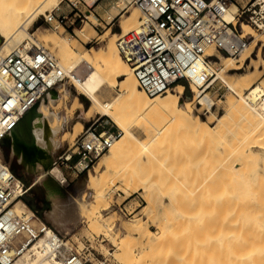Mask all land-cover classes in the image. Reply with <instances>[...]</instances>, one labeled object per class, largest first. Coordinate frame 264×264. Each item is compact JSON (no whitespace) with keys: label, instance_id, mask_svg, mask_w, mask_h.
<instances>
[{"label":"rangeland","instance_id":"rangeland-1","mask_svg":"<svg viewBox=\"0 0 264 264\" xmlns=\"http://www.w3.org/2000/svg\"><path fill=\"white\" fill-rule=\"evenodd\" d=\"M120 1L121 0L102 1L101 5L106 4L107 14L99 11V9L97 10L104 21L99 22L96 19L94 23L90 24L95 33H90L86 41H79L76 47L79 52L86 49L104 48L111 34L120 32V28L118 27L119 21L124 16L128 15L135 7L129 3L130 0H122L123 3ZM237 1L243 3L246 0ZM117 2H119V4ZM50 4L51 3L47 1L43 14L47 15L48 12H51L57 15L61 12L65 13L68 11V7H66L63 0L52 8ZM120 8L123 10H120ZM115 12L118 13L113 16ZM93 16L95 17V15ZM139 16L140 12L138 18ZM137 21L139 20L137 19ZM86 22H88V20L78 25L75 30ZM137 26L138 22L135 30ZM75 30L72 32L69 29H63V27L58 26L55 21L48 23L45 21L44 15L38 13L33 22V27L28 30V36H21L19 44L22 46L27 42V39H32L34 43L42 47L41 50L50 53L59 61L56 50L52 48L50 44V38H53L52 35H55L58 39L61 38V40H64L68 37L75 36ZM247 32L250 33V35L251 33L257 35L256 45L252 53H249V57L246 59L243 58L242 61H237L239 56L235 57L234 66H236V69L225 72L224 76L228 82L236 85V89L230 90L217 76H213L203 88H199L200 92L197 101L194 100L195 102L192 104L191 109L196 117L205 121L208 126L213 127L216 125V127L209 129L212 132L209 130L208 132L205 129V133L202 129L203 127L198 128V126H195L194 130L192 128L193 132L184 127H169L165 128L164 138L160 143L144 144L145 139H143L142 143H137L134 147L133 151L137 156L143 153L147 154L150 161L157 162V165L158 163L160 165L159 171L161 175L159 180L155 183L158 186V190L151 195V200L149 201L146 200L148 194L145 189L140 188V179L138 177L136 178L139 180L133 177L126 185H123L119 179L120 177H117L119 173H114L115 168L106 172L104 165H101V163L99 164L100 159L98 158L93 169L81 174H76L69 169L59 167L62 174L64 173L63 176L66 180L64 186H60L61 189L57 192L60 205L64 209H67L68 214L74 216L75 208L73 200L75 199V194H78L76 192L72 193L74 189L83 190L82 194L84 195L85 201L84 206L77 209L76 216L72 220L63 223H53L47 216V211L50 209L51 203L47 199L45 189L40 183L42 177L36 176L35 173L24 167V164L18 160L16 155L11 152L8 145L2 140L0 143L1 160L9 165L12 172L20 178L24 184L29 185L30 192L23 200L28 208L26 209V213L28 214L30 212L29 209L37 211L39 219L66 238L67 248L72 247V249H77L83 253L88 264H150L149 262H156L155 259L160 260L162 258L156 257L155 255L154 257L156 258L153 260L152 255L154 253H151L150 259L145 252L150 251L148 244H144L146 243V231L159 233L162 229L165 231L168 230V234L172 235V243L169 241L170 244H166L167 248L170 245L173 249L176 248L174 252H170L173 254L176 253L173 259H171L172 257L169 255L171 258L167 259L170 260L162 259L163 263L176 264L174 259L175 256L180 253L178 248H181V246L183 249L182 251L185 252H183L185 254V256H183L186 264H191V262L192 264H205V262L206 264H210L209 262L207 263L209 259L205 260V258L207 259L209 257L214 259L215 256L218 257L216 259L217 262L219 261V264L226 263V254L224 253L225 207L222 206L218 208L216 225L220 233L218 236L221 237L216 238L214 237L216 225L211 227L214 225V220L211 221L214 215L211 218L209 216L211 213L208 212L214 209L209 205V197L217 193V191L222 192L226 187L231 189V186L233 188L234 185H236L233 189L237 188L239 190H235L234 192L237 191V194L240 193L239 195L235 194V196L238 197H235V199L229 203L228 210L233 209L232 207L235 206L236 211L239 209V211L243 210L244 212L254 213L259 211L261 214L262 212L264 213V149H262L260 145H257L258 147H252L253 143H251L253 142L252 140H257L258 143L262 141V139H264V133L261 132L259 126L258 128L260 130L257 129L256 126H253L257 129H255V131L252 125L246 122L243 116L239 114L240 112H238V110V113L236 112L237 114L234 113L235 111H228L227 114H223L227 109L228 99H238L236 94L239 95L242 91L240 94L244 95L248 92L245 90V87H243V84H245V86L249 85L252 89L254 83L260 81L264 83V65L262 63L264 59V45H262L261 41H258V38H262L264 34L250 28ZM45 36L49 41L47 46L42 40L45 39ZM251 39L252 37L250 36L249 42ZM123 40L125 41H122V44L118 43V52L125 60L122 47L127 40V35ZM2 42L3 39L1 38L0 45ZM32 46L35 47V45ZM210 59L218 63L221 61L216 58ZM85 71L86 67L81 64L75 69L74 74L77 77H82ZM242 75L247 76V81L244 80V82L240 83L241 80L239 78ZM59 83H63V86L58 89L59 99L56 101L55 107H53L54 110L59 113L60 119L63 122V128L57 136L59 146L52 155L54 162L59 155L68 149L75 137L81 134L76 133L77 135L74 134V136L69 134L70 137L67 133L64 136V141H61V136L64 132L76 130L73 123L77 120L82 121L83 131L87 126L96 122L94 126L99 125V127H102L103 131L118 133L120 135V131L112 122V118L110 116H100L98 114V109L92 106L90 101L84 95H81V91L75 88L68 79L64 78L61 82L59 81ZM180 83L184 85L183 94L180 96V102L191 100L193 92H191L188 84L184 81ZM59 90H61V93ZM117 91L118 87L101 90V92H99V99L101 101L110 100ZM235 91L237 92L235 93ZM202 102H205V107L202 106ZM221 115L223 119L221 120L222 122L218 119ZM218 120L221 122V125L218 123ZM135 126H139L138 120L132 124V128L137 129ZM198 129L200 135L197 133ZM201 129L203 131L202 133ZM253 131H255V133L258 132V135H254ZM244 133L246 137L247 134H249V136L247 138L244 135L242 136ZM250 134H252L253 139L250 137ZM255 136H258L259 140L255 139ZM246 139L248 140L246 141ZM242 140L245 142L242 143L246 145H242ZM248 145L251 146V149L253 148L254 154L250 153L248 156L245 155L247 156L243 157L245 159L238 158L236 159L237 162L236 160L233 161L227 158L228 155L226 156L225 150H228L227 153L230 154L232 151L233 153L235 152V154L236 152L239 154V150L245 149ZM241 147L243 148L241 149ZM237 148L240 149L238 150ZM56 166L58 165L56 164ZM138 169L140 170L142 168ZM87 173L94 174L95 177L91 184L88 183L85 185V182L81 180H85ZM256 179L258 180L257 182ZM257 185H259V187H257ZM256 195L260 198L256 197ZM254 199H258L259 201L262 199L259 203H262L263 209L261 205L258 207L259 203L257 204ZM232 202H235V204L232 205ZM256 208L257 210H255ZM93 209L100 212L104 217L103 221L105 220L107 223L110 222V224L107 226L105 222L106 225H103V222L99 224L103 227H99V225L94 226V224L87 221L89 211ZM14 210L18 213L20 212L18 208ZM209 220L212 222L211 224ZM208 223L211 226H208ZM32 224L36 225L37 222L33 221ZM201 224L203 228H200L201 226L199 227ZM134 226L136 228H134ZM107 227H110V231L106 232V230H109ZM196 227L200 230L202 229V231L200 232L199 230L198 232V230H196L197 234H195ZM208 227H211L214 232L211 231V234H207L210 229H208ZM202 236H204V239ZM212 237L218 241H215L216 244L207 241V239L212 240ZM114 239L116 243H114ZM200 239L202 240L201 243L198 241ZM215 239H213V241ZM120 240L122 242L126 241L127 243V257L121 255L123 254L122 250L125 244L122 246L123 249L122 247L120 248L118 246L122 243L119 242ZM163 246L165 245L163 244ZM126 248L124 250H126ZM146 248H148L149 251ZM201 248L205 249L204 251H202L203 249L201 250L203 253L198 254ZM155 249L160 250V248L156 247ZM213 259L209 260L211 264H214L212 261L216 260ZM169 261L170 263H168ZM184 262L182 264H184ZM260 262L264 264V261H259V264H261Z\"/></svg>","mask_w":264,"mask_h":264},{"label":"bare ground","instance_id":"bare-ground-1","mask_svg":"<svg viewBox=\"0 0 264 264\" xmlns=\"http://www.w3.org/2000/svg\"><path fill=\"white\" fill-rule=\"evenodd\" d=\"M47 1L51 3L50 5L52 8L57 6L61 0H0V39H3V42L0 45V49H3L4 52H8L12 48L21 45L19 44L20 37L23 35L28 36V30L33 27V22L35 21L37 14L39 13L40 15L46 16V14H43V11L45 10V4L47 3ZM117 3L119 4V2ZM121 9L122 8H120V10ZM138 11L139 10L135 6L128 15L124 16L119 21L118 27L120 28V32L112 33L110 38L107 40L104 48L99 47L95 49H86L80 52L76 49L79 41L84 42L88 39V35L90 33H95L90 25L96 20L93 14L88 15V22H86L80 28L75 30V36H71L67 39L61 40V38L58 39V37L52 35L53 38H50V44L52 48H54L57 52L56 55L59 61H57V59L55 58L54 59L56 60L60 75L57 76V80L53 83L51 89L47 91L46 96L35 104L34 113L32 114L29 120V139H25L23 137L22 133L18 129V126H13L3 137V141L8 145L11 152L16 155L18 160L24 164V167L31 170L33 173H35L36 176L42 177L40 183L44 187L46 197L51 203L50 209L47 211V216L53 223H63L68 220H72L76 216L77 209L84 206L85 201L84 195L82 194L83 190L74 189V191H72V193H78L75 194V199L73 200V205L75 208L74 216L68 214L67 209H64L58 201L57 192L61 189L62 186H64L66 181L63 176L64 173L62 174L60 168L54 165V160L52 156L59 146V140L57 136L63 128V122L60 119L59 113L54 110V105L59 99L58 89L63 86V83H59V81L61 82L64 78L68 79V81H70L75 88L81 91V95H84L90 101L91 105L95 106L98 109V114L100 116H110L112 118V122L120 131V135L113 139L108 150L100 155L99 164L101 163V165H104L106 172L115 168L114 173H119L117 177H120L119 179L121 180L123 185H126L131 178L134 177L135 179L136 177H138L140 179V188L145 189L148 194L146 198L147 201L151 200V195L156 193L158 190V186L155 183L159 180V177L161 175L159 171L160 165L159 163L157 165V162L150 161L149 156L147 154L143 153L144 155L139 154L137 156V154L133 151L136 144L142 143L143 139H145L144 144L160 143L161 141H163L165 128L169 127H184L191 131L192 128L194 130V127L198 126V128L203 127L202 129L204 130V132L205 129L208 131L209 129L216 127V125H214L213 127L208 126L205 121L196 117V115H194L192 112L191 107L192 104L195 102L194 100L197 101L198 94L200 92L199 88H203L213 76H217L227 86V88H229L230 90L236 89V85L234 83L231 84L224 77L225 72L236 69V66H234L235 57L217 56L215 58L217 60H221L219 63L210 59L209 66H206L202 62L197 61L193 63L191 67L187 70L185 81L189 83V88L191 92H193V96L191 97L192 99L189 101L180 102V96L183 94L184 90V85L182 83H176L172 89L166 90L162 94L147 95L145 92L140 90L138 88V83L136 77L132 72V69L129 67L126 60H124L118 52V43L122 44V41H125L123 39H125L126 35H128V33H130V31H132L133 29L135 30L137 22L139 25V21H137V19L139 20ZM235 11H237V5L233 2H230L228 4L227 11L222 15L223 19L227 22H231L232 14ZM117 13L118 12H115L113 16L117 15ZM249 28L252 29L249 26H244L245 31H248ZM251 37V41L249 42L248 46L244 49V51L239 55V59L237 61H242L243 58L246 59L247 57H249V53H252L256 45L257 35L251 33ZM46 39L47 37L45 36V39L42 40L47 46V43L49 41L48 39ZM258 41H261L262 45H264V36L262 38H258ZM125 43L123 44L124 46L122 47V51L123 55L127 56L128 46L125 45ZM31 44L35 45V47L37 48L33 47ZM36 45L37 44L34 43L32 39H27V42L22 46L28 48L29 51L42 49V47ZM208 53H211V49L208 50ZM262 63L264 65V59L262 60ZM81 64L86 67V71L82 77H77L74 74V71ZM239 79L241 80L240 83H242L244 82V80L247 81V76L242 75ZM243 85L242 86L245 87V90H247L248 92L244 95L240 94L242 91L240 93L238 92L239 95L236 94V96H238V99L227 98V109L223 114H227L228 111H235L234 113H236L238 110V112H240L239 114L243 116L246 122L251 124L252 127L256 126L257 129H259V126L261 132L264 133V105L259 101V96L264 89V83L262 81L254 83L252 89L249 87V85ZM114 87H118V91L115 95H113L110 100L101 101L99 99V92H101V90L107 88L110 89ZM59 92L61 93V90H59ZM236 92L237 91H235V93ZM205 105V102H202V106L205 107ZM222 115L218 117L220 121L223 120ZM136 120L139 121V126H135L137 127V129H134L132 128V124ZM219 120L218 123H220L221 125L222 121L220 122ZM73 125L76 127V130L64 132L61 136V141H64V136L67 133L68 135L70 134L71 136H74V134L77 135L78 133H81L83 131L82 121L77 120L73 123ZM256 128H254V130ZM202 129L201 133L203 132ZM214 131L216 132L215 129ZM255 131H253V134L258 135V132L255 133ZM197 133L198 135H200L199 129L197 130ZM245 133L242 134V136H245ZM248 136L249 134H247V137ZM250 137L252 138V134H250ZM255 139H258V136H255ZM247 140L248 139H246V141ZM252 141L253 142L250 141L251 143H253L252 147H258L257 145H260V147L264 149V139H262V141H259V143L257 140ZM231 142L235 143L233 141ZM242 142L244 141L242 140L241 143ZM244 143H242V145ZM243 147H241V149ZM252 149L251 146L248 145L245 149L241 151L239 150V154H237V152L235 154V152L233 153V151L230 154L227 153L228 150L225 151L226 156H229H227V158H230L229 160L235 161L238 158H243L245 155L248 156V154L250 153L254 154V151ZM138 168H142L143 170H139ZM94 177V174L87 173L85 180L81 181L85 182V185L88 183L91 184L94 181ZM257 181L258 180L256 179V182ZM234 187H236V185H234ZM257 187H259V185H257ZM233 188L232 186L231 189L226 187L222 192L217 191V193L209 197V205L210 207L212 206L214 209L209 210L208 212L211 213H209V216L211 218L214 215V218L211 219V221L214 220V225L211 226L210 224L212 222H210L209 220L210 224L208 223V226L213 227L216 225L218 219V208L224 206V253L226 254V263L224 262V264H259V261H264V213L262 212L261 214L259 213V211H253L254 213L244 212L243 210L239 211V209H237L236 211L235 206L232 207L233 209L228 210L229 203L233 201L235 197H238L235 196V194H237V191H234L239 189ZM239 193L237 195H239ZM256 197L259 196L256 195ZM254 200L257 202V204L262 201V199L261 201H259L258 199ZM233 204H235V202H232V205ZM261 204L259 203L258 207ZM13 208H18L20 212L18 213L16 211V213L20 215H31L30 209V212L28 214L26 213V209L28 208L22 200H17ZM255 210H257V208ZM103 219V215L97 210L93 209L89 211L87 221H89L91 224H94V226H97L100 223L102 224L103 222V225H106L107 222L105 220L103 221ZM34 222L37 221L34 219ZM108 224H110V222L107 223V226ZM202 224L199 225V227L201 226L200 228H203ZM100 226L102 225H99V227ZM110 227H107L109 228V230L105 229L106 232L110 231ZM211 227H208V229L210 228V233L207 232V234H211V231L214 232ZM134 228L136 227L134 226ZM197 228L198 227L195 228V234H197L196 230H198V232L200 230L199 228ZM162 230L159 233H153L148 230L146 231V243L144 244H148L150 251L148 248L146 249H148L150 253L147 251L145 252L148 258L150 259L151 253H154L152 255L153 260L156 257L162 258L164 260L171 257V259H173L174 255L176 254L170 253L171 251L174 252L176 248L173 249L171 245L168 246V248L166 246L169 241H172V235L168 234V230ZM201 231L202 229L200 230V232ZM214 234V237L216 238L221 237L218 236L220 233L217 229V225L215 226ZM203 237L204 236H202V238ZM213 239H207V241L209 243L216 244V242L218 241H216V239L213 241ZM200 240L198 241L201 243L202 240ZM119 242L122 241L120 240ZM124 242H122L121 244L119 243L120 245L118 246L121 248L125 244V246H123L125 249L127 247V243L126 241ZM114 243H116V241ZM163 244L165 246H163ZM65 245L67 247V241L65 242ZM49 246L50 244L48 236H41L29 247H26V249L18 257L15 258L12 264H58L59 259L51 254H48ZM155 247L160 248V250L155 249ZM178 249L180 252L179 254L182 255L180 256L177 253L178 255L176 256L178 258L175 256L174 262L176 261V264H182L185 261V252L182 251V246ZM202 249L203 248L200 249V253H197H203L201 252ZM204 249L202 251H204ZM123 250V254L121 255H125V257H127V248L126 250H124V252ZM167 250L170 251L168 252ZM154 251H156L157 253ZM155 255L156 257H154ZM169 255L171 257H169ZM216 258L218 257L215 256L214 259ZM162 259H155V261L158 263L153 261L152 263L162 264ZM208 259L212 260L213 258H205V260ZM209 260L207 261V263L209 262L211 264ZM159 261H161L162 263ZM215 261L212 262H214V264H219V261L217 262V259ZM149 263L152 264L151 262ZM168 263H170V261ZM260 263L262 264L263 262ZM184 264H186V262H184Z\"/></svg>","mask_w":264,"mask_h":264},{"label":"built area","instance_id":"built-area-1","mask_svg":"<svg viewBox=\"0 0 264 264\" xmlns=\"http://www.w3.org/2000/svg\"><path fill=\"white\" fill-rule=\"evenodd\" d=\"M65 13L48 12L45 21H55L72 32L94 13L99 0H63ZM237 5L232 21L223 19L228 4ZM140 12L139 25L127 35V64L136 77L138 88L147 95L162 94L185 81L187 70L197 61L209 66L210 58L237 57L249 44L250 33L244 26L264 34V0H130ZM123 10V9H122ZM211 49V53L208 50ZM56 60L48 52L29 51L16 46L8 52L0 49V143L4 135L25 115L59 76ZM264 105V89L259 96ZM87 126L76 136L54 164L76 174L93 169L118 133ZM30 192L0 159V264H12L26 247L41 236L49 239L48 254L58 264H88L77 249L67 248L66 238L42 222L37 211L20 215L14 210L17 200ZM34 219L37 224H32Z\"/></svg>","mask_w":264,"mask_h":264},{"label":"water","instance_id":"water-1","mask_svg":"<svg viewBox=\"0 0 264 264\" xmlns=\"http://www.w3.org/2000/svg\"><path fill=\"white\" fill-rule=\"evenodd\" d=\"M35 105L25 113V115L17 122L15 127L18 126L19 131L25 139H29V120L34 113Z\"/></svg>","mask_w":264,"mask_h":264},{"label":"crops","instance_id":"crops-1","mask_svg":"<svg viewBox=\"0 0 264 264\" xmlns=\"http://www.w3.org/2000/svg\"><path fill=\"white\" fill-rule=\"evenodd\" d=\"M102 1H103V0H99V1H98V3H97L96 6H95L94 13H93V15H95L96 19H97L99 22H103V21H104L103 17L100 15L99 11H102V12H104V13L107 14L106 4L101 5ZM97 9H99V11H98ZM95 123H96V122H95ZM94 125H95V124H94ZM93 128H94V130H95L96 132L103 131V130H102V127H99V125H96V126H94Z\"/></svg>","mask_w":264,"mask_h":264}]
</instances>
